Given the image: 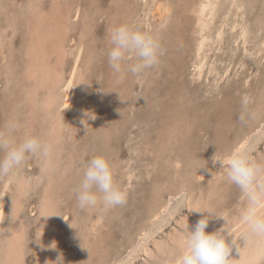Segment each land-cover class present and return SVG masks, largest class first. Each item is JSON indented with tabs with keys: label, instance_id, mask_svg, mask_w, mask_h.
<instances>
[{
	"label": "rangeland",
	"instance_id": "rangeland-1",
	"mask_svg": "<svg viewBox=\"0 0 264 264\" xmlns=\"http://www.w3.org/2000/svg\"><path fill=\"white\" fill-rule=\"evenodd\" d=\"M124 23L158 35L164 55L120 80L107 34ZM58 40L63 55L52 52ZM45 66L59 72L43 86ZM246 94L257 116L241 123ZM10 119L22 125L17 140L54 148L0 179V264H176L188 225L209 215L196 211L224 216L206 231L237 239L230 264H264V240L243 239L240 190L212 162L237 149L264 160V0H0V127ZM99 155L127 203L82 210L73 189Z\"/></svg>",
	"mask_w": 264,
	"mask_h": 264
},
{
	"label": "clouds",
	"instance_id": "clouds-1",
	"mask_svg": "<svg viewBox=\"0 0 264 264\" xmlns=\"http://www.w3.org/2000/svg\"><path fill=\"white\" fill-rule=\"evenodd\" d=\"M107 39L111 45L107 51V62L120 80L128 73L142 76L157 66L164 55L159 36L144 30L138 23L112 27ZM252 103L249 95L242 97L241 123L256 118V111L249 109ZM21 127V123L15 119L8 120L0 127V179L14 176L29 156L45 160L51 157L53 146L41 137L25 135L17 140L15 134ZM212 162L220 164L219 173L240 190L246 202L239 213V221L245 227L243 239L246 242L249 238L264 240V160H257L253 155L237 149L223 158L215 154ZM73 191L77 206L82 210L120 207L127 203L128 198L127 190L120 187L115 178V165L103 155L93 156L87 161ZM196 212L209 215L199 219L194 230H189L188 225L176 264H230L233 246L240 252L237 239L225 227L211 233L206 231L213 215L219 218L223 216L213 212ZM228 237H232L231 242ZM53 245L56 247V244L51 245L55 249Z\"/></svg>",
	"mask_w": 264,
	"mask_h": 264
},
{
	"label": "bare ground",
	"instance_id": "bare-ground-1",
	"mask_svg": "<svg viewBox=\"0 0 264 264\" xmlns=\"http://www.w3.org/2000/svg\"><path fill=\"white\" fill-rule=\"evenodd\" d=\"M6 1V0H5ZM206 4L208 3L207 1L205 2ZM204 3V4H205ZM229 4V3H228ZM236 4V3H235ZM12 6V5H11ZM172 6V5H171ZM200 6V5H199ZM7 7V6H6ZM204 5L202 4L201 5V10H204ZM232 8V7H231ZM78 9V8H77ZM190 9V8H189ZM200 9V8H199ZM8 10V9H7ZM212 10V9H211ZM219 10H220V8H219ZM236 10V9H235ZM185 12V11H184ZM210 13H212V12H210ZM234 13V12H233ZM41 16V15H40ZM71 17V16H70ZM45 20V19H44ZM8 21V20H7ZM82 21V20H81ZM239 23V22H238ZM38 29V28H37ZM36 29V30H37ZM219 29V28H218ZM232 29V28H231ZM5 31V30H4ZM201 31H203V30H201ZM56 33H58V32H56ZM55 35V34H54ZM217 35V34H216ZM219 37V36H218ZM215 39V38H214ZM220 39V38H219ZM26 42V41H25ZM24 42V43H25ZM92 42V41H91ZM39 44V47L41 46V44L40 43H38ZM34 45V44H33ZM35 46V45H34ZM38 46V45H37ZM53 46V45H52ZM55 47L53 48V50H52V52L53 51H55V52H53V53H56V50L57 51H60V52H58L59 53V55L60 54H62L63 52H62V50H63V43H62V41H60V40H58V41H56V45H54ZM38 48V47H37ZM85 49V48H84ZM95 49V48H94ZM23 52V51H22ZM38 52H41V51H38ZM51 52V53H52ZM78 53H76L77 55H76V61H75V64H77V62H78V59H79V57H80V48H79V51H77ZM35 53V52H34ZM24 54V53H23ZM57 54V53H56ZM47 55H51L50 53H47ZM46 55V56H47ZM63 55V54H62ZM67 55V54H66ZM102 55V54H101ZM8 56V55H7ZM42 57V58H39V57ZM44 56V55H43ZM42 55H41V53H40V55H38L37 54V59H38V62L39 63H41L42 65L41 66H39V69L41 70L42 68L44 69V67H43V65H47V62L45 61L46 60V58L45 57H43ZM52 56V55H51ZM50 56V57H51ZM58 56V55H57ZM56 56V57H57ZM34 57V56H33ZM55 57V54H54V59L56 58ZM59 58V57H58ZM57 58V59H58ZM26 59V58H25ZM28 60V59H27ZM9 61V60H8ZM30 61V60H29ZM52 61V60H51ZM46 62V63H45ZM56 61L55 60H53V62L52 63H55ZM60 62V61H59ZM58 62V63H59ZM79 63V62H78ZM106 63V62H105ZM27 64V63H26ZM29 65V64H28ZM53 65H55V64H53ZM71 65V64H70ZM107 65V64H106ZM233 65V64H232ZM58 66V65H57ZM202 66V65H201ZM38 67V65L36 64V66H35V64H34V67H33V73L35 74L36 73V70L37 69H34V68H37ZM51 68V66H45V70H46V72H44V75H45V79H43V81L41 82V83H45L43 86H46L47 84H51V83H54V81H55V79L57 80V77H58V73L57 72H59L58 70H56L57 72L56 73H54L52 76H55V79H53L54 77H52L51 76V74L50 73H52V72H50V70H48V69H50ZM202 68V67H201ZM2 69V68H1ZM42 69V70H43ZM49 71V72H48ZM63 72V71H62ZM30 73V72H29ZM61 74V73H60ZM43 75V74H42ZM73 76L74 75H72V76H70L71 78L66 82V84H65V86H64V88L63 89H65L66 90V96H65V98H64V100H63V104L64 105H66L67 104V102L69 101V98H70V94H71V92H69V91H71V84H73L72 83V78H73ZM52 77V78H51ZM51 81H53V82H51ZM60 82V81H59ZM56 84V83H55ZM95 88V87H94ZM46 89V88H45ZM117 89V88H116ZM262 89V88H261ZM32 90V89H31ZM117 91V90H116ZM65 92V91H64ZM35 93V92H34ZM100 93V92H99ZM48 94H50V92L48 93ZM262 97V96H261ZM49 98H47V100L45 101V103L47 104V105H50L49 104V101L51 100V97H50V100H48ZM86 102V101H85ZM38 105V104H37ZM60 107V106H59ZM226 107H228V106H226ZM103 108V107H102ZM120 108V107H119ZM118 108V109H119ZM88 113V112H87ZM92 113V112H91ZM95 113V112H94ZM58 115V114H57ZM94 115V114H93ZM94 117V116H93ZM110 118V117H109ZM111 119V118H110ZM71 124V123H70ZM78 124V123H77ZM76 124V125H77ZM89 124V123H88ZM90 125V124H89ZM53 126V125H52ZM78 127V126H77ZM74 129V128H73ZM96 131V130H95ZM188 131H189V129H188ZM186 134V133H185ZM48 135V134H47ZM80 135V134H79ZM50 136V135H49ZM64 136V135H63ZM71 136H72V134H71ZM60 139V138H59ZM81 139V138H80ZM105 139V138H104ZM52 141V140H51ZM50 141V142H51ZM105 144V143H104ZM240 145H242V142L240 143ZM56 146V145H55ZM178 147V146H177ZM54 148V147H53ZM62 149V148H61ZM73 151V150H72ZM37 159V158H36ZM211 160V159H210ZM39 161V160H38ZM49 161V160H48ZM47 164V163H46ZM200 166V165H199ZM26 174V173H25ZM42 175V174H41ZM196 175V174H195ZM45 182V181H44ZM20 185V184H19ZM52 185V184H51ZM50 185V186H51ZM18 186V185H17ZM156 186V185H155ZM186 190V189H185ZM188 205V204H187ZM43 207V206H42ZM2 214H3V208L0 206V220H1V217H2ZM105 214V213H104ZM224 217V216H223ZM234 219V218H233ZM220 221V220H219ZM230 221V220H229ZM235 221V220H234ZM234 223V222H233ZM239 223V222H238ZM229 224V223H228ZM220 226V225H219ZM226 226V225H225ZM231 226V225H230ZM222 228V227H221ZM238 228H239V226H238ZM228 229V228H227ZM89 231V230H88ZM83 233V232H82ZM85 233V232H84ZM89 233V232H88ZM242 233V232H241ZM84 235V234H83ZM234 236V235H233ZM96 239V238H95ZM169 239V238H168ZM88 240V239H87ZM170 243V242H169ZM3 246V245H2ZM86 246V245H85ZM80 248V247H79ZM8 249V248H7ZM237 249V248H236ZM256 249V248H255ZM242 251V250H241ZM256 252H257V250H256ZM169 253V252H168ZM238 253V252H237ZM236 253V254H237ZM245 253H247V252H245ZM262 253V252H261ZM263 254V253H262ZM247 256V255H246ZM3 257V256H2ZM257 257H258V255H257ZM240 258V257H239ZM250 260V259H249Z\"/></svg>",
	"mask_w": 264,
	"mask_h": 264
}]
</instances>
